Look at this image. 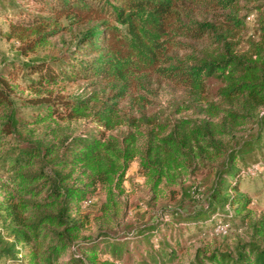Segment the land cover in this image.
<instances>
[{"label":"trees","instance_id":"obj_1","mask_svg":"<svg viewBox=\"0 0 264 264\" xmlns=\"http://www.w3.org/2000/svg\"><path fill=\"white\" fill-rule=\"evenodd\" d=\"M33 1L40 6L34 12L17 0H9L8 6L0 0V13L9 21L8 38L21 43L22 56L29 57L72 27L81 28L74 45L58 55L13 59L0 70V168L8 188L15 190L12 197L2 192L0 211L28 227L23 213L29 200L43 195L48 202L39 207L55 205L56 213L30 225L45 239V226L56 228V240L42 254L44 264H56L75 251L81 255L73 254L70 264H115L105 259L108 253L113 259L131 256L128 243H118L116 236H80L92 226L85 203L113 179L121 186L135 159L154 189L172 188L173 202L181 193L175 186L188 176L207 172L212 178L207 209L170 221L159 217L140 233L144 238L156 231L167 237L170 230H162L172 221L183 223L173 226L181 237L185 227L210 217L209 210L220 205H238L240 213L248 208L250 199L238 195L242 175L237 164L264 145V16L248 37L252 9L246 11L243 0ZM199 42H207L211 50L203 56L180 55L195 51L192 43ZM153 77L186 89L196 98L202 117L172 123L149 114L153 101L145 92ZM78 80L90 82L93 90L79 97L63 92L61 83ZM18 93L27 94L19 103L14 98ZM214 97L222 102L216 104ZM24 109L30 113L23 115ZM80 121L97 124L98 136L51 143L37 138L42 123ZM119 128L126 130L112 133ZM76 170L86 175L84 180L75 176ZM46 218L52 219L44 225ZM28 234L14 230L17 240H30ZM255 235L264 240V218L256 222ZM158 245H166V238ZM183 248L178 244L171 252L162 251L156 263L173 262L175 251ZM13 249L0 247V262L15 258ZM207 258L211 264H264V247L251 242L235 253L214 251ZM140 264H146L144 257Z\"/></svg>","mask_w":264,"mask_h":264},{"label":"rangeland","instance_id":"obj_2","mask_svg":"<svg viewBox=\"0 0 264 264\" xmlns=\"http://www.w3.org/2000/svg\"><path fill=\"white\" fill-rule=\"evenodd\" d=\"M17 1L33 12L40 8L33 0ZM9 3V0H5L4 5L8 6ZM242 6L246 11L248 8L252 9L251 17L247 20L248 37H250L256 33L259 20L264 16V0H243ZM10 12L12 13V11ZM9 15L11 14L9 13ZM5 16L3 12L0 13V70L7 61L13 59L25 61L36 57L44 58L58 55L61 51L74 45V36L81 29L78 26L72 27L51 39L47 45L39 47L29 57H24L19 51L21 43L16 39L10 40L8 38L9 21ZM192 44L195 51H182L180 55L184 58L190 55L203 56L206 51L211 50L207 42ZM61 87H64L63 92L74 97L85 96L93 90L90 82L84 80L66 81L61 83ZM149 89L145 92L150 101H153L152 104H148L147 111L149 114L163 116L172 123H177L184 118L196 119L202 117L196 98L186 89L174 86L156 77L151 78ZM16 95L14 98L17 103H19L20 97L27 96V94L22 93ZM213 101L220 104L222 99L214 97ZM29 113L30 111L27 109L22 111L23 115ZM100 129L97 124L89 121L76 123L45 122L37 126L36 133L38 139L51 143L73 136L92 139L98 136ZM125 130V128H119L112 133L119 135L124 133ZM238 135L240 136L241 132H238ZM259 145L254 154L240 158L237 164V169L241 171L242 175L241 191L238 195H243L251 201L248 208L241 213L236 210L238 205H220L216 211L209 210L210 217L201 218L199 223L192 222L185 227L183 230L185 233L181 237L179 236V230L174 231L173 229L177 221H172V226L162 230L164 232L170 230L167 237H164L162 232L156 231L153 237L144 238L140 233L145 232L148 229L147 227H150L159 217L170 221L173 220L172 216H184L196 210L207 209L208 192L212 178L208 177L207 172L204 175L188 176L180 182L181 184L175 186L176 189H181V193L177 201L173 202L171 200L172 188L154 189L152 183L142 172L139 160L135 159L129 165L121 186L118 187L116 180L113 179L105 187L97 190L91 200L85 203L83 210L90 213L92 226L84 231L80 237L86 236L98 240L102 239L100 234L107 233L108 236H116L118 243L127 242L131 256L126 253L121 259H113L112 254L105 255V259H109L115 264H140L142 257H144L146 264H157V259L162 257L164 251L171 252L173 247H177L178 244L183 245L184 250H174L176 258L173 262L165 260L164 262L167 264H211L207 257L214 251L235 253L238 246L251 242H256L264 247V240L255 235L256 222L264 218V145ZM75 176L83 179L86 175L84 176L80 170H76ZM8 183L7 175L0 168V199L2 198V192L5 190L8 191L9 197H12L15 193V190L8 188ZM224 193L233 195L231 191H225ZM29 202L31 204L23 213L24 221L29 224L28 227L17 225L11 214L8 213L7 215L4 210L0 211V247L8 248L12 246L15 257L3 260L0 264H44L42 254L47 245H51L56 240L54 234L56 228L53 225H47L52 218L49 221L46 218L43 222L44 225H47L45 226L47 229L42 233L47 235V239L43 234L36 236L30 229V225L34 220H43L45 217H51L56 213L55 205L39 207L38 204L48 202L47 199H43V195L33 201L29 200ZM247 213L249 216L244 218L243 216ZM182 225L183 223L179 222V225L177 223L176 226ZM14 230L20 232L26 230L29 233L28 236L31 237L30 240L26 242L25 238L17 240L14 236ZM172 233L173 238L171 237ZM38 237L42 238L38 240ZM163 238H166V245L160 248L158 240ZM149 240L148 244L147 241ZM137 246L140 247L139 250L136 249ZM75 249L76 247H73V250ZM149 249H152V251L150 252ZM73 254L76 257L81 255L79 251H75ZM73 254L69 252L56 264H70ZM153 259H156V261Z\"/></svg>","mask_w":264,"mask_h":264}]
</instances>
